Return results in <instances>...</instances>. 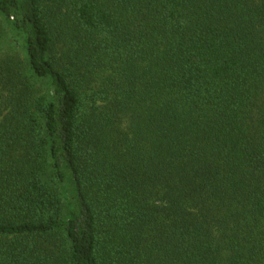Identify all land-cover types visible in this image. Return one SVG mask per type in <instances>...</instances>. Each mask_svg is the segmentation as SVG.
<instances>
[{"label": "trees", "instance_id": "1", "mask_svg": "<svg viewBox=\"0 0 264 264\" xmlns=\"http://www.w3.org/2000/svg\"><path fill=\"white\" fill-rule=\"evenodd\" d=\"M0 264H264V0H0Z\"/></svg>", "mask_w": 264, "mask_h": 264}, {"label": "rangeland", "instance_id": "2", "mask_svg": "<svg viewBox=\"0 0 264 264\" xmlns=\"http://www.w3.org/2000/svg\"><path fill=\"white\" fill-rule=\"evenodd\" d=\"M5 52L3 50H0V55H3Z\"/></svg>", "mask_w": 264, "mask_h": 264}]
</instances>
